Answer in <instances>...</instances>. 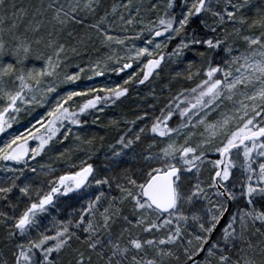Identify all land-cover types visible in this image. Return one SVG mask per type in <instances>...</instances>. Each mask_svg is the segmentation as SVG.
Returning a JSON list of instances; mask_svg holds the SVG:
<instances>
[{
  "label": "snow or ice",
  "instance_id": "1",
  "mask_svg": "<svg viewBox=\"0 0 264 264\" xmlns=\"http://www.w3.org/2000/svg\"><path fill=\"white\" fill-rule=\"evenodd\" d=\"M170 64L151 111L95 115ZM0 264H264V0H0Z\"/></svg>",
  "mask_w": 264,
  "mask_h": 264
},
{
  "label": "trees",
  "instance_id": "2",
  "mask_svg": "<svg viewBox=\"0 0 264 264\" xmlns=\"http://www.w3.org/2000/svg\"><path fill=\"white\" fill-rule=\"evenodd\" d=\"M29 2L30 0H17L15 3H17L18 5H27ZM31 2H35V0H31ZM104 2L108 4L111 2V0H104ZM97 47L99 48V45H97ZM104 54L105 49L103 48H100L99 51L90 49L88 52V55L93 59H95L97 56H102ZM189 56H191V53H189ZM72 59L73 63L81 62L80 57H73ZM183 67L184 65H166L163 68V71L161 72L160 76H156L154 80L146 82L145 85H137L133 87L126 98H122V100L116 105H112L111 107L106 108L105 112L98 114L95 113V115L101 117V122L103 124H108V121L112 119L123 121L125 118L132 119L134 117V114L137 112H142L144 110L151 111V109L148 108V105L155 102L151 93L154 91L156 97L160 100H163L168 95V89L166 85L171 80L172 69H181ZM117 77H114L112 80L109 81V83L114 81L122 82L120 79H116ZM175 91L176 89L173 88V92ZM162 106V104H158V107ZM86 119L88 120V123L81 127L83 132V138L87 139L95 135L97 137L95 141V147L100 150L99 152L101 154L102 150L100 148L101 142L99 140V136H104L105 141L104 147L102 149L103 152H106L108 150L107 145L109 143L114 142L117 136V130L112 127H102L101 122L93 124L92 120L94 119V117H86ZM86 134L87 136H85ZM83 145L84 144H81L79 146H82V148L88 147L87 145ZM94 163L98 165V163H96L95 161Z\"/></svg>",
  "mask_w": 264,
  "mask_h": 264
},
{
  "label": "rangeland",
  "instance_id": "3",
  "mask_svg": "<svg viewBox=\"0 0 264 264\" xmlns=\"http://www.w3.org/2000/svg\"><path fill=\"white\" fill-rule=\"evenodd\" d=\"M16 1L17 0H14V2H16ZM8 2H12V0H8ZM136 43L140 44L141 41H136ZM135 69H136V65L133 66V69H129L130 71H128V72H132ZM69 70H73V69H69ZM124 75L125 74H121V76H124ZM121 76L117 77L116 75H114L112 73H107L104 77L94 78V81L97 83H109V81L112 80L114 77H117L116 79L121 80ZM155 78H156V76L154 75L150 80H154ZM85 82L89 83V84L93 83V81H85ZM77 99H82V98H77ZM36 111L41 112V111H43V109L38 108ZM29 119H31V117L22 115L20 124L14 125V128H20L23 124H26ZM74 131H78L81 136L83 135L82 128L76 129L74 127ZM85 136H87V134ZM77 145H81V143L79 141L74 140V139H70V141H65L63 145H55V148L57 150H62L64 146H67L68 148L72 149V152H71L72 160L74 162L78 163L80 159L86 158V153L84 151H80L77 148ZM79 148H82V146H79ZM101 150H102L101 152L103 153L102 148H101ZM102 153L100 154V152H99L98 158H94V160L92 162L95 161L96 163H98V165H100L102 163V160H103ZM49 156L51 157V160L49 162L53 163V166L57 169V174H63L64 172L72 171V169H70L67 166V164L64 162L63 159L57 160L54 153H49ZM45 159H48V157H46ZM89 162H91V161H89Z\"/></svg>",
  "mask_w": 264,
  "mask_h": 264
}]
</instances>
